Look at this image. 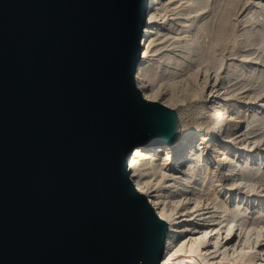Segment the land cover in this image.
I'll return each mask as SVG.
<instances>
[{
    "label": "water",
    "instance_id": "obj_1",
    "mask_svg": "<svg viewBox=\"0 0 264 264\" xmlns=\"http://www.w3.org/2000/svg\"><path fill=\"white\" fill-rule=\"evenodd\" d=\"M149 0H0V264H162L168 221L129 175L177 145L136 82Z\"/></svg>",
    "mask_w": 264,
    "mask_h": 264
},
{
    "label": "bare ground",
    "instance_id": "obj_2",
    "mask_svg": "<svg viewBox=\"0 0 264 264\" xmlns=\"http://www.w3.org/2000/svg\"><path fill=\"white\" fill-rule=\"evenodd\" d=\"M219 2L149 0L146 11L136 82L146 99L175 108L181 139L137 147L128 168L137 190H154L151 202L168 221L162 264H264V54L249 49L264 44V19L249 26L255 13L264 15V0ZM200 24L216 46L234 42L228 59L201 47ZM160 66L165 79L186 81V88L154 86L148 74ZM213 146L218 167L206 173ZM207 174L218 184L203 199L190 187Z\"/></svg>",
    "mask_w": 264,
    "mask_h": 264
},
{
    "label": "rangeland",
    "instance_id": "obj_3",
    "mask_svg": "<svg viewBox=\"0 0 264 264\" xmlns=\"http://www.w3.org/2000/svg\"><path fill=\"white\" fill-rule=\"evenodd\" d=\"M217 1L218 0H212L213 3H216ZM219 1H220L219 4L223 3L222 5H224L229 0H219ZM238 10H237V13H238ZM234 18L236 19L237 17H233V19L231 20V22L233 24H237V25L240 24L239 25V29L245 28V26L242 23H239ZM263 19H264V15H261L259 13H255L254 16H253L252 21L249 24V26L250 25H258V23L261 20H263ZM233 20H235L234 22L237 21L238 23L237 22L234 23ZM211 23H212V20H210L209 24H211ZM145 28H146V25H145ZM213 28H215V26ZM201 29H202L201 28V24H200V26L198 28L195 29L196 32H197V42L201 44V47H203L205 49V51L211 52V54L215 53L216 55H218V54H220L219 52H221V54H223L225 59H228L230 57L229 56V52L230 51H228V49H230L231 46L234 45V42L228 43L229 45L226 44V46H225V42H224V44L219 45L220 47L216 46V42H214L215 41V37L212 35V32L210 34H208V33L204 32V31H202ZM169 45H170V43H168V46ZM222 45H224V46H222ZM222 47H223V49H222ZM249 49L258 50L261 55L264 54V44L263 45H259L258 43H252L251 45H249ZM214 51H216V52H214ZM258 61H260V60H258ZM162 69H163V67H161V66H160V68L159 67L158 68H155V67L154 68H150V72H149L148 76L150 78L154 79V84H153L154 86L160 87V89L163 90V91H166V90L170 91V90H172L174 88L173 90H176L177 92L181 91L183 88H186V85H185V83H187L186 81L178 80V78H177L176 82L172 84V82L169 79H165V76L162 75ZM202 80H200V81H198V83H196V86H198L199 89L203 88L204 85H205ZM188 90H189V88H188ZM188 90H186V91H188ZM178 93H180V92H178ZM245 99L246 98H244L241 101H244ZM246 100H249V99H246ZM232 102H234V101L232 100ZM196 130L197 131H202L201 133H203V131L205 132V127H198ZM202 144H203V146H202ZM206 145H207L206 143L200 142V147L203 148ZM207 148H208V153L206 155V158L213 157V159L215 161L212 162V164H209L207 167L202 168V170L206 171V173L207 172H212V170H216L215 168L218 167L217 162H216L218 159L215 157V155L217 156L216 151H215L216 150L215 146H213V149H212V147H207ZM190 167H192V163L188 164L187 169L189 170ZM220 171L223 172V169L221 167H220ZM206 177H208V178H206V180H204V178H200L199 180L196 181V183H191L192 185L190 187V190H192V193H194V191H196V193H199L200 196L204 195L203 199H206L207 197H209L208 193L211 194V195L214 194V192H215V190L217 188V184H218L217 181H215V179H210L209 178L210 174H207ZM179 192H180V190H179Z\"/></svg>",
    "mask_w": 264,
    "mask_h": 264
},
{
    "label": "built area",
    "instance_id": "obj_4",
    "mask_svg": "<svg viewBox=\"0 0 264 264\" xmlns=\"http://www.w3.org/2000/svg\"><path fill=\"white\" fill-rule=\"evenodd\" d=\"M129 172H130V171H129ZM135 186H136V185H135ZM136 189H137V188H136ZM167 192H168V191L165 192L166 195H167ZM155 195H156V193L154 192V190H152L151 192H149L148 194H146V198H147L148 202H151L152 199H154ZM151 205H153L154 210H155L156 213H157V210H156V208H155V206H154V204H153L152 202H151Z\"/></svg>",
    "mask_w": 264,
    "mask_h": 264
}]
</instances>
